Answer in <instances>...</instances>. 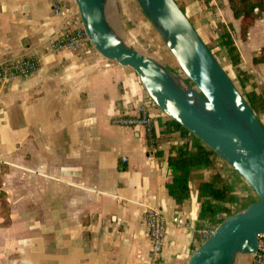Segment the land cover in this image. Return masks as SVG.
<instances>
[{
    "label": "crops",
    "instance_id": "crops-1",
    "mask_svg": "<svg viewBox=\"0 0 264 264\" xmlns=\"http://www.w3.org/2000/svg\"><path fill=\"white\" fill-rule=\"evenodd\" d=\"M174 1L207 47L217 45L214 24L230 22L239 53L240 43L252 58L259 55L263 46L250 39L257 20L239 41L226 0ZM260 24L264 28V18ZM60 28L51 0H0V64L25 55L39 59L28 77L0 82V264H147L150 207L161 211L166 225L156 264H185L201 225L197 187L212 171L191 173L190 197L177 210L165 188L170 143L153 136L165 117L150 109V136L114 124L149 97L131 69L92 47L45 53ZM263 63L251 62L247 70L240 65L257 91L264 87ZM149 137L158 154L152 160ZM227 172L224 180L237 198V183L246 185Z\"/></svg>",
    "mask_w": 264,
    "mask_h": 264
},
{
    "label": "water",
    "instance_id": "water-1",
    "mask_svg": "<svg viewBox=\"0 0 264 264\" xmlns=\"http://www.w3.org/2000/svg\"><path fill=\"white\" fill-rule=\"evenodd\" d=\"M184 78L126 44L108 0H74L87 39L104 59L131 69L149 99L212 150L257 201L223 219L185 264H234L264 234V126L174 0H134ZM187 80V81H186Z\"/></svg>",
    "mask_w": 264,
    "mask_h": 264
},
{
    "label": "trees",
    "instance_id": "trees-1",
    "mask_svg": "<svg viewBox=\"0 0 264 264\" xmlns=\"http://www.w3.org/2000/svg\"><path fill=\"white\" fill-rule=\"evenodd\" d=\"M234 20L238 21V36L241 42L247 37L248 29L256 20V13H264V0H226ZM214 29L217 34V43L225 53L226 61L233 70L239 89H245L250 85V90L242 92L249 107L255 116L261 120L264 114V87L257 91L251 83L249 73L240 68L241 55L237 49L234 38V28L230 22H216ZM151 58V57H150ZM253 64L264 62V46L259 50V55L252 58ZM234 83V82H233ZM165 120L157 122L159 132L153 129V136L165 139L169 144L166 156L167 173L170 181L165 185L166 193L180 210L182 204L190 197V175L197 170H209L212 173L198 184L197 196L199 201L198 220L202 225L204 222L216 224L232 213L245 208L247 205L257 201L250 189V197L244 205L237 203V198L232 196L228 184L218 173V163L226 165L217 155L204 145L194 135L189 133L176 121L166 117ZM158 154L155 153V157ZM1 210L6 213V204L1 202ZM219 219V220H218ZM198 225L197 229L201 227ZM197 243L191 246L194 251Z\"/></svg>",
    "mask_w": 264,
    "mask_h": 264
},
{
    "label": "built area",
    "instance_id": "built-area-1",
    "mask_svg": "<svg viewBox=\"0 0 264 264\" xmlns=\"http://www.w3.org/2000/svg\"><path fill=\"white\" fill-rule=\"evenodd\" d=\"M66 1L51 0L52 13L55 17L61 19V28L56 37L44 47L43 51L45 53L55 54L60 51L78 53L88 47H92L83 29L74 0H72V7H67ZM38 68L39 59L31 55L6 61L0 64V82L12 81L16 78H26L36 72ZM149 101L141 103L126 114L115 117L112 122L129 129L142 128L150 136L153 127V117L151 116L150 109L156 106L150 99ZM156 151L154 140L149 137L146 152L147 159L152 160ZM221 221H217L216 224L204 222L199 229L195 230L197 240L202 243L213 233ZM144 228L145 235L151 244V256L147 264H156L158 257H160L163 251L166 234L165 219L158 208L150 207L147 210L144 217ZM249 264H264V234L258 236L257 250L250 256Z\"/></svg>",
    "mask_w": 264,
    "mask_h": 264
},
{
    "label": "rangeland",
    "instance_id": "rangeland-1",
    "mask_svg": "<svg viewBox=\"0 0 264 264\" xmlns=\"http://www.w3.org/2000/svg\"><path fill=\"white\" fill-rule=\"evenodd\" d=\"M108 9L113 26L117 28L120 36L123 38L127 45L135 48L142 54L151 57L154 61L161 64L163 67H165L172 73H175L179 77L184 78L173 57L166 49L162 41L161 35L152 27L148 20L143 16L134 0H108ZM262 18H264V13H256L257 25L250 35L251 41H253L254 43L256 42L257 44H259V46H264V28L260 24V19ZM208 44V49L213 55V57L217 60L222 69L229 75L231 80L239 89L237 78L231 67L228 65L225 53L222 48L219 47L218 43L216 46L212 43ZM238 47L242 59L241 68L247 70L251 68L250 64L252 62L253 54H250L249 50L245 46H243V44L239 43ZM253 53L256 52L253 51ZM258 54L259 53H257L256 55ZM260 67L261 71H264V63L260 65ZM250 88L251 86L247 85L245 89L239 90H241L242 92H246L247 90H250ZM261 121L264 126V115L261 117ZM229 169L230 171H233L227 164L223 165L219 168L218 173L222 175L223 179H229L228 174L230 173L227 172V170ZM233 175H235L234 171L230 175V177ZM247 188L248 186L244 187L243 184L237 183V203L240 206L244 205L249 199L253 198L254 193L252 192L253 195L250 197V192L248 190L249 188ZM200 243L201 242L197 240V245H199ZM249 263L250 256L239 254L236 257L234 264Z\"/></svg>",
    "mask_w": 264,
    "mask_h": 264
},
{
    "label": "bare ground",
    "instance_id": "bare-ground-1",
    "mask_svg": "<svg viewBox=\"0 0 264 264\" xmlns=\"http://www.w3.org/2000/svg\"><path fill=\"white\" fill-rule=\"evenodd\" d=\"M152 108V107H151Z\"/></svg>",
    "mask_w": 264,
    "mask_h": 264
}]
</instances>
